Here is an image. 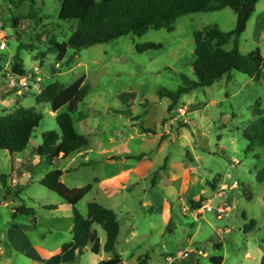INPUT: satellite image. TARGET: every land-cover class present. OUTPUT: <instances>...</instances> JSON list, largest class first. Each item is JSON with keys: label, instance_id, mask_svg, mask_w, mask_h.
I'll use <instances>...</instances> for the list:
<instances>
[{"label": "rangeland", "instance_id": "rangeland-1", "mask_svg": "<svg viewBox=\"0 0 264 264\" xmlns=\"http://www.w3.org/2000/svg\"><path fill=\"white\" fill-rule=\"evenodd\" d=\"M36 1L34 5L22 3L18 6L15 1L11 4V0H0V115L9 114L19 106L34 107L43 115L27 151L30 152L36 144L43 143L42 135L45 132L59 133L51 105L36 102V95L40 94L45 86L55 82L69 86L83 76L87 78L85 84L90 90L79 104L78 112L73 115L75 127L80 133V114L88 116L90 124L105 127L111 134L122 131L124 125L129 126L126 118L133 112V108L136 109L137 115H141L139 121H143L144 125L152 130L160 129L162 118H167L170 122L173 117L179 120L180 128L183 127L184 132L188 133L191 130L183 122L186 119L191 120V115L180 117L177 109L187 107L192 101L201 108V112L192 117L196 124L191 123V129L197 137L194 141L200 177L207 179L209 185L223 182L220 187L226 186L227 189L223 192L219 189L225 196L220 198L214 195L211 187L204 181L195 185L191 194L197 198L189 197L183 206L176 205L174 222L171 230L163 236V246L176 258L180 251L189 252L188 257L183 259L184 264H196V258L199 264H214L210 258H204L203 253L202 256L193 254L197 249L211 256H224L225 264H261L254 254L246 255V245L255 249L256 245L264 247V146L250 152L244 131L256 121L254 112L257 108L264 112V67L255 80L243 73L232 71L230 79L225 76L212 87L183 96L169 114L163 111L168 99H162L158 95L163 89L176 91L182 83L179 77L181 74L196 80L192 66L195 61L194 33L209 26H217L224 32H231L236 28V13L230 8H225L217 12L185 15L178 19L172 32L164 29L150 30L142 36L128 35L76 53L69 50L66 58L59 61L55 54L49 53L50 40L56 38L60 42L66 41L77 28V24L59 20L61 0ZM14 18L27 19H22L16 27ZM2 43H6V47L2 48ZM148 43L159 44L161 48L143 53L137 51V46ZM238 43L242 54L260 49L264 56V0L257 4L247 30L241 35ZM20 45H32L35 48L34 51H19L20 62L25 67L28 79L25 87L19 85V77H16L12 68ZM234 45L232 40L225 49L230 51ZM42 54L47 55L44 57ZM72 56L74 60L68 65L67 60ZM37 77L40 81H37ZM13 80L16 81V86L12 85ZM124 92H133L138 101L146 99L145 108L149 113L143 114V107L129 104L128 108L117 102L118 96ZM160 101L163 102L161 105L158 103ZM115 109L123 110L124 113L115 112ZM64 110L67 108L62 109V112ZM136 138L133 142L135 152L154 147V143L149 141L152 136H148V139L145 136L143 141L139 137ZM142 142L144 145L140 147ZM182 150L183 154L178 157L179 164H186V149ZM31 156L35 155L31 152ZM13 157L15 159L12 161L10 153L0 150V175H3L1 182H11V165L16 166V162H20L16 154ZM77 175L79 176V173ZM37 177L38 174L34 176V180L23 181L38 182ZM213 181L216 182L211 183ZM245 188L251 189L253 201H247ZM144 195L141 188V191L130 197L127 204L123 201V195L119 196L120 203L125 205L121 207L120 217L124 222L128 221L129 216H135L134 219L129 218V221L142 230L150 224L153 225L157 238L161 230V216L159 212L150 214V209L141 208ZM13 198L15 205L21 204L14 193ZM23 200L28 207L33 208L34 214L32 211L30 215H19L18 220L29 223L34 218L42 220L46 216L42 213L39 202L30 201L27 197H23ZM192 202H201L200 214H197V207L192 206ZM209 202L214 209L226 204L231 211L225 214L223 220H219L215 212H202L205 204ZM191 210L198 217L196 220L191 216ZM10 211V208L0 202V232L12 221ZM182 212L187 215H182ZM244 213L251 221L253 219L258 223V227L249 234L248 239L244 236ZM226 228L229 231H226ZM102 234L105 236L104 232ZM218 235L226 241L222 251H215L213 245L209 244V241L218 243ZM191 236L192 243L188 244ZM182 240L184 243H181ZM141 241L139 237L130 242L121 241L118 251L121 253L123 264H140L142 261L146 264L144 256L142 261L134 256L143 249ZM163 246L150 250V256H153L152 264H158L155 254ZM87 260H90L88 264H100L95 255H88Z\"/></svg>", "mask_w": 264, "mask_h": 264}, {"label": "crops", "instance_id": "crops-1", "mask_svg": "<svg viewBox=\"0 0 264 264\" xmlns=\"http://www.w3.org/2000/svg\"><path fill=\"white\" fill-rule=\"evenodd\" d=\"M252 80H255V78H252ZM117 102L128 108L129 104H133L135 107H146V99L138 101L133 92L120 94ZM158 103L161 105L163 102L160 101ZM170 105L171 101L168 99L163 110L165 113L169 114L176 108L174 107L170 110ZM66 111L64 110L63 112ZM114 111L124 113L123 110L115 109ZM63 112L62 110L57 113L53 112V115L57 117L58 114ZM187 112L191 115V120L188 119V123H186L187 128L191 130L188 133L184 132L183 127L180 128L179 120L173 117L170 118V122H168L169 119L162 118L160 129L152 130L147 125H144L143 121H139L141 115L136 114L135 108H133V112L126 118L129 126L124 125L122 131L118 133L112 132L111 134L108 133L105 127L90 124V118L80 114L78 121L81 133L76 129L75 123L74 128L79 135L88 139L89 144L86 149L74 153L67 158H59L54 163H49L47 159L42 158L33 151L39 144H36L30 152L26 149L24 152L16 154L20 162L17 161L16 166L14 164L11 165V182L8 184V182L0 181V202L10 208L12 219L7 228L3 232H0V264H45L49 258L61 252L64 244L73 241L74 216L72 206L59 195L54 196L57 195L56 193L53 194L50 190H46L48 192L43 190L45 187L41 185L43 178L54 169H59L63 172L61 181L71 189L91 186L90 193L77 205L83 216L88 217L89 204L97 202L105 208L114 211L118 216L120 224L115 252L105 251L106 233L101 225L95 224L92 227V232L96 236L95 241L87 247L83 255H80L77 246L70 248L63 254V264H69L68 262H73V264H88V261H90L87 260L88 255H95L99 258L100 264H104L105 261L113 259L115 254L121 255L118 251L121 241L130 242L136 240L138 237L142 239L141 244L143 249H141L139 254H135L134 256L141 261V258L144 256L147 261L146 264H152L153 256H150V250L164 245L163 236L171 230L174 214H176L174 211L176 205L181 204L183 206L185 200L189 197L196 199L197 197L193 196L191 192L193 191V187L198 183L200 184V182L204 181L209 185L207 183L208 180L203 179L199 174L200 167L196 164L198 157L196 155L197 147L194 141L197 137L191 129V123L196 124L192 117L196 113L201 112V108L194 105L191 101L187 105ZM142 113L147 115L149 111L145 108ZM179 116L181 117L180 114ZM145 136L146 139H148V136L153 137L149 141L154 143V147L148 150L143 149L141 152H135L133 142L136 141V137H139L143 141ZM141 144L140 147H143L144 142ZM197 146L199 147V145ZM183 148L186 149V160L188 162L186 164H179L178 157L181 153L183 154ZM31 152L35 155L34 157L31 156ZM11 158L12 161L15 159L13 155H11ZM78 173L79 176L77 175ZM36 174H38V182L23 181L24 179L34 180ZM0 177H3V175H0ZM214 182L216 181L211 183ZM222 183L217 182V184L209 185L214 195L220 198L225 197L219 190ZM141 188L145 194L141 208L150 209V214H157L159 212L161 216V230L157 238L155 237L153 225L150 224L142 230L130 223L129 218L134 219L135 216L131 217L128 215V221L124 222H122L120 217V213L122 212L121 207L125 205L123 206L120 203L119 196L123 195V201L127 204L130 201V197L141 191ZM13 193L14 196H16L15 193L18 194L21 204L15 205ZM23 197H27L33 202H39L42 213L46 214V216L42 220L34 218L29 223L18 220L19 215L16 219H13L12 215L15 213L16 208L25 206L33 210L32 207H28L25 204ZM198 198L207 199L204 196H198ZM207 204H211V202ZM49 206H55V208L48 209ZM196 212L200 214L199 209ZM202 212L206 211L202 210ZM212 212H215L218 218L216 209ZM190 214L195 220L198 218L193 214L192 210ZM182 215L186 216L187 214L182 212ZM245 216L246 214L244 213V236L248 239L249 234L258 227V223L253 219L251 221L247 216V219H245ZM249 221L250 224H248ZM252 222H255V225L252 226ZM12 224H15V227H12ZM247 225L252 226L248 233L245 231ZM226 231H229L228 228H226ZM103 232L105 236H103ZM220 233H222V230ZM217 237L220 239L218 243L213 244L209 241V244L213 245L215 251H222L226 241L219 235ZM181 243H184V241L182 240ZM191 243L192 236L188 239V244ZM246 250L247 256L254 254L260 263L264 264V247L262 245H256V249L246 245ZM185 253H187V256H179ZM202 253L204 258H210L211 261L214 257H218L211 256L200 249L193 251V254H196V256H202ZM188 255L189 252L180 251L176 258L163 246V248L157 250L155 257L158 264L160 261H162L160 264H184L183 259L188 257ZM222 257L223 261L221 264H225V257ZM142 262L140 264H144V261ZM195 262L199 264L197 258Z\"/></svg>", "mask_w": 264, "mask_h": 264}, {"label": "trees", "instance_id": "trees-1", "mask_svg": "<svg viewBox=\"0 0 264 264\" xmlns=\"http://www.w3.org/2000/svg\"><path fill=\"white\" fill-rule=\"evenodd\" d=\"M14 1L18 6L22 3L33 5L37 3L36 0H11V4ZM260 1L262 0H61L59 20L76 22L77 28L64 42L56 38L50 40L49 53L55 54L59 61H63L69 50L76 53L128 35L142 36L150 30L164 29L172 32L178 19L185 15L217 12L225 8L232 9L237 15V24L233 31L224 32L217 26H209L194 33L195 61L192 66L196 80L181 74L179 77L182 83L176 91L163 89L158 92L160 98L170 99L169 109L172 110L183 96L199 89L212 87L225 76L230 79L232 71L243 73L250 78L259 76L264 67V56L261 50L256 49L244 55L239 49L238 41L247 30L248 22ZM22 19L27 18L13 19L16 27ZM232 40L235 45L228 51L225 46ZM159 48L161 45L155 43L136 47L139 53ZM23 49L34 51L35 48L32 45L18 47L12 66L18 77L26 76V70L20 62L19 55V51ZM42 55L45 57L47 54ZM73 60L74 57H70L67 64L69 65ZM85 80L86 78L82 77L69 86L55 82L45 86L36 96L38 104H50L54 113L67 108L66 112L56 117L59 133L45 132L42 135L43 143L33 150L49 163H54L59 158H67L88 147V139L76 132L73 122V115L78 111L79 104L90 90ZM254 114L257 117L256 121L244 131L250 152L264 146V112L257 108ZM42 119L43 115L34 107L26 109L19 106L9 114L0 115V150L7 151L11 155L24 152ZM62 175L61 170L54 169L43 178L41 185L72 206L73 241L64 244L61 252L49 258L45 264H63V254L73 246H77L80 255H83L87 247L96 239L92 232L95 224L101 225L106 233L105 251L115 252L120 232L117 214L93 202L88 206V217L83 216L77 205L90 193L91 186L71 189L61 181ZM0 180L2 181V177ZM244 194L247 201H253L254 197L250 188H245ZM15 195L19 197L17 193ZM191 204L196 205L197 209L202 208L201 202ZM54 208L55 206L48 207V209ZM32 211L21 206L16 208L12 218L28 215ZM244 218L247 219L246 216ZM253 225L255 222H252ZM252 226H246V233ZM12 227H15V224H12ZM212 261L214 264H221L223 257H214ZM104 264H123V260L115 254L113 259L105 261Z\"/></svg>", "mask_w": 264, "mask_h": 264}, {"label": "built area", "instance_id": "built-area-1", "mask_svg": "<svg viewBox=\"0 0 264 264\" xmlns=\"http://www.w3.org/2000/svg\"><path fill=\"white\" fill-rule=\"evenodd\" d=\"M1 47L2 48L3 47H6V43H2ZM16 77H18V76H16ZM27 80L28 79H27L26 76L25 77H19V85H22V86L25 87L27 85ZM37 81H40V78L39 77H37ZM12 83H13L12 85L16 86V81L15 80H13ZM178 113L181 116H183V117L187 116V114H188L187 107H185V106L180 107L178 109ZM185 123H188V120L187 119L185 120ZM226 189H227L226 186H221V192L225 191ZM203 210L204 211H208V212H212V211H214V208H212L211 204H206L203 207ZM230 211H231L230 210V207L228 205H226V204L225 205H222V206H219L218 208H216V212H217V215H218V218L219 219L224 218L225 214H227ZM179 256L180 257L187 256V253L182 254V255L180 254Z\"/></svg>", "mask_w": 264, "mask_h": 264}]
</instances>
